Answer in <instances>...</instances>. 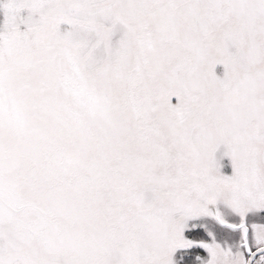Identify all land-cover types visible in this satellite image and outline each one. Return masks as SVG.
Instances as JSON below:
<instances>
[{"label":"snow or ice","instance_id":"obj_1","mask_svg":"<svg viewBox=\"0 0 264 264\" xmlns=\"http://www.w3.org/2000/svg\"><path fill=\"white\" fill-rule=\"evenodd\" d=\"M0 264H264V0H0Z\"/></svg>","mask_w":264,"mask_h":264}]
</instances>
